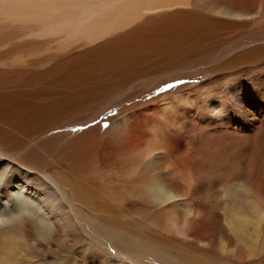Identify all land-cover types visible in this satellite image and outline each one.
Returning a JSON list of instances; mask_svg holds the SVG:
<instances>
[{
    "label": "bare ground",
    "instance_id": "obj_1",
    "mask_svg": "<svg viewBox=\"0 0 264 264\" xmlns=\"http://www.w3.org/2000/svg\"><path fill=\"white\" fill-rule=\"evenodd\" d=\"M263 20L264 0H0V264H130L89 240L145 264H264V128L242 132L264 105ZM251 26L219 78L145 99ZM180 129L198 135L183 157Z\"/></svg>",
    "mask_w": 264,
    "mask_h": 264
},
{
    "label": "rangeland",
    "instance_id": "obj_2",
    "mask_svg": "<svg viewBox=\"0 0 264 264\" xmlns=\"http://www.w3.org/2000/svg\"><path fill=\"white\" fill-rule=\"evenodd\" d=\"M263 22H264V20H263ZM261 23H262V21L259 22L256 25V27L259 28L261 26ZM262 26H264V24ZM253 27L254 26H251V28H247L250 31L247 30V29H246V31L245 30L240 31V30H231V29H229V31H227L225 34L223 33L222 35H220L218 37H215L217 42H215V44L212 45V47L213 48L214 47H219L223 51L216 53L217 55H214L215 58H216L214 61L211 62V61H207L206 59H204V60H197V61L193 60V61H190V62H187V63H181L180 65H182V66L184 65V69H183L184 74H180V76L177 77V73H176L173 79H171V77H165L164 76L162 80H157L156 86H154L152 88L153 90L152 91L148 90L145 94H143V95H146L145 99L155 98V97H157V95L159 96V94H161V96H159L160 98L168 99V98H170L172 96V94H174L172 91H174V90L176 91V89L179 90L178 92H181V91L183 92L186 89H189L190 87H193L195 84L199 85V84H202V83H206L208 81L211 82L212 79L215 80L216 78H219V73L222 72L221 66L225 65L227 63L230 64L231 60L237 55V52L239 51L240 42H251V43H254L253 42L254 41V35L248 33V32H251V30L254 29ZM233 37L234 38H238V40L236 42H234L233 41V39H234ZM255 38H257L258 40L254 44H256L255 46H257L259 48H257L258 50L257 49L254 50V52L257 51L263 57V53H264V34H262L260 37L255 36ZM250 46L251 45H249L247 48H245V51H249ZM250 52L248 54H251ZM262 62H263L262 60L259 61V63L263 64V67H264V62L263 63ZM174 64L175 63L173 62V65ZM161 67H163V66H161ZM166 67L171 69L174 66H172L171 64L166 63ZM245 69H246V67L244 65H241V66L237 67L233 71H239V72L242 73ZM183 72L180 71V73H183ZM223 73H225V72H223ZM242 75L246 76L244 74H242ZM243 80H245V79H243ZM192 84H194V85H192ZM169 85H171L172 87H169ZM180 85L182 87H184V88H182ZM183 89H185V90H183ZM166 90H168V91H166ZM169 90L172 92V93H170V97H169V92H170ZM164 91H165V93H163ZM188 91H191V90H188ZM165 94H167L168 96L165 95ZM131 95H134V94H131ZM152 95H155V96H152ZM136 102L139 103V102H141V100L140 101L138 100ZM99 104H102V102H100ZM256 107H257V112H256V116L257 117H256V120H255L253 126H251V127L249 126V128H243L242 129L243 133H247L249 136L251 135V137H254L256 134L257 135L261 134L262 133V129L264 128V105H260L259 106V104H256ZM114 111L115 110L112 107H111V109L105 110L103 112V114H101V116H99V117L97 116L96 117L97 120L90 121L88 126L97 125L98 123H100V121H102L101 119L110 118L111 113L114 112ZM108 112H109V114H108ZM187 120H189V114L186 111L181 110L180 113L177 116V121H179V123H181V121H182V123H183V122H187ZM182 123H181V125L184 127V124H182ZM86 126L87 125L84 124L82 126V128L85 129ZM104 126L105 125H103V126H101L99 128V133H102V131L106 128V126L105 127ZM224 126L226 127V125H224ZM173 131H175V130H173ZM174 135H175V137L173 138L172 141L174 142V144L176 146H179L178 148H179V151H181L180 153H181L182 157H183V155L186 154V152H183V151H186L185 149H187L189 147L191 148L193 146V142H197V138H198L197 134H193L192 132H186L184 129H180V131H178L177 134H174ZM187 144L189 146H187ZM244 154L247 155V157H246L247 159L252 155V153L250 151H247V150H245ZM211 197L212 198L209 197V199L208 198L205 199V205L207 204V206L210 205L212 207L215 206L213 208V210H215V211H213L214 215L216 216V214H217L219 216V218H220L218 220V222L220 221L219 223H222L221 221H223L225 219L223 214H222V210H221V208L223 206V203H222V192L219 191L217 193H214ZM219 199H221V200H219ZM218 202H219V204H218ZM211 203H212V205H211ZM220 204H221V206H220ZM82 216L86 217L84 215H82ZM82 216L79 218L80 223L78 224L79 225L78 226V228H79L78 231L81 233L83 238H86V240H87L88 237H87L86 233L88 234V233L91 232L92 224L90 223L89 220H86L85 218L82 219L83 218ZM95 229L97 230L96 227H95ZM98 230H99V228H98ZM216 230H217V231H215L216 234L213 236L214 239H217L216 241H214L215 245H216V243H218L219 235L221 233H223L220 230V228H218ZM160 232H161V235L162 234H164L165 236L167 235V238H174L176 241L183 240V239H181V237L179 235L174 236L170 230L161 229ZM97 235L99 237L101 236L100 238H103L102 233H100V234L97 233ZM222 235H225V231H224V234H222ZM230 239L231 238L229 237V240ZM89 242L91 244H93L95 248H97V249H99V250H101V251H103L105 253H108V254H111V255H115V256L121 258L126 263H130V264H145L144 263L145 260L142 259L140 255H136V257H133L130 254H126L125 252H123L122 250L118 249L115 245L111 244L108 241L105 242V243H96L94 241L89 240ZM229 242H231V241H229ZM200 246L202 248H205L208 245L207 244H202ZM78 248H80V247H78ZM207 249H209V248H207ZM216 252L220 253L219 251H216ZM72 256L76 257L77 255L74 253V254H72ZM163 257H166V258H169V259L163 260ZM34 259L35 260H31V261L35 262L36 264L39 263V262H42V261L50 262L51 260H54L53 255H51V254H49L47 258H43V257H39L38 256V257H36ZM158 259L160 261V264H171V261H172L171 260L172 258L164 255L163 253L160 254V257L158 256Z\"/></svg>",
    "mask_w": 264,
    "mask_h": 264
},
{
    "label": "snow or ice",
    "instance_id": "obj_3",
    "mask_svg": "<svg viewBox=\"0 0 264 264\" xmlns=\"http://www.w3.org/2000/svg\"><path fill=\"white\" fill-rule=\"evenodd\" d=\"M169 87H172L171 85H169Z\"/></svg>",
    "mask_w": 264,
    "mask_h": 264
}]
</instances>
